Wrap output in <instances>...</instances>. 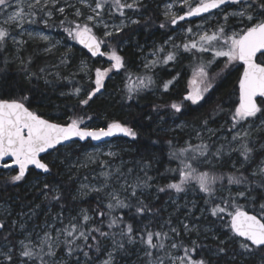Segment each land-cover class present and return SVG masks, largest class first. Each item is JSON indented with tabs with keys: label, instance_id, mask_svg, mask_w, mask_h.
<instances>
[{
	"label": "snow or ice",
	"instance_id": "obj_1",
	"mask_svg": "<svg viewBox=\"0 0 264 264\" xmlns=\"http://www.w3.org/2000/svg\"><path fill=\"white\" fill-rule=\"evenodd\" d=\"M146 7L144 0H0V53L12 50L28 79H40L36 72L29 71L33 58H24L21 53L32 41L43 42L44 51L51 52L57 43L44 30L58 26L67 39L82 46L92 57L106 55L111 62L108 68L95 69L94 88L83 90V96L82 88L74 87L79 104L88 106L105 87L110 72L126 70L125 59L112 46V38L131 25H141L142 10ZM163 16L159 28L171 26L183 35L180 43L169 37L165 41L167 48L154 47L144 58V69L153 72L160 66L175 65L182 53L189 54L194 61L187 94L181 103L166 106L173 115H183L190 105L204 101L223 71L236 64L243 68L238 81L239 102L228 110L230 123L226 129L210 127V118H205L196 130L199 143L185 141L184 146H177L168 140L169 159L176 161L177 166L166 171L174 182L155 185L156 198L159 193L174 192L180 196L198 191L203 194L204 205L199 209L200 216L195 215V202L181 206L169 195L177 205L175 213L186 209L184 219L178 218L174 223L173 214H169L158 228L153 226L151 218L144 223L145 217L159 214V210L154 212V206L146 202L154 187V177L148 174L150 165H142L136 172L133 167L125 169L121 164L113 168L108 162L100 161L102 170L94 177L100 181L99 186L81 184L78 190V195H97L96 209L81 208L76 214L66 216L60 187L46 179L41 184L38 179L35 186L49 202L51 220L46 218L42 225L29 229L27 222L21 221L25 215L31 220L36 215L35 208L31 213H18L21 220L11 222L6 218L11 213L5 211V218L0 219V264H246L255 253L264 254V216L249 214L240 204L244 200L258 205L264 213L261 202L264 201V142L258 144L252 138L253 131L264 132V99L258 100L264 98V59H261L264 58V0H170L165 4ZM192 18H201L195 27ZM234 22L239 28L233 27ZM33 26L39 30H31ZM104 47L108 50L102 51ZM207 53L210 57L204 55ZM221 59L224 69L214 76L210 70ZM44 71L39 69L40 73ZM154 77L155 73L137 76L133 81L129 75L127 99L132 100L154 87L167 93L179 74L159 83ZM45 83H49L46 78ZM28 99L27 96L0 97V168L15 172L5 175V184L19 185L30 168L50 175L54 164L41 154H51L50 150L59 152L61 146L72 147L77 141H102L118 134L133 141L138 137L133 127L119 121L108 123L106 128L90 127L84 115L69 117L67 124L51 122L30 110L26 106ZM222 110L213 109V115ZM178 127L183 130L185 125ZM106 155L115 158L118 153L109 151ZM96 162L94 154H87L86 161L79 166ZM222 163L230 165L228 171H216ZM78 195L72 199L76 200ZM55 204L60 209L52 214ZM118 210L126 211L119 215ZM202 217L214 218L209 221L213 226L219 221L221 230L205 227ZM131 255L137 256L136 262L129 258Z\"/></svg>",
	"mask_w": 264,
	"mask_h": 264
},
{
	"label": "trees",
	"instance_id": "obj_2",
	"mask_svg": "<svg viewBox=\"0 0 264 264\" xmlns=\"http://www.w3.org/2000/svg\"><path fill=\"white\" fill-rule=\"evenodd\" d=\"M145 4L147 7L142 10L141 25H131L124 33L112 38L115 48L125 59L126 70L113 71L112 76L106 81L104 91L94 97L88 106L79 104V97L74 94V87L82 88L81 96H83V90H91L94 87L92 82L94 70L99 68L96 67L98 66L96 64H99L101 58L90 56L82 47L67 37V43L73 44L72 49L68 52L60 50L45 54L42 52L43 46L41 44L30 42L26 46V50L21 53L24 58L28 56L33 58L29 71L36 72L41 77L40 79L33 77L29 80L28 73L22 69L20 61L15 59L11 50L7 53H0V97L19 98L27 96L29 99L26 106H29L30 110L55 123L67 124L70 122L69 117L84 115L87 125L92 128H106L107 124L112 121H119L126 126L133 127L138 132L136 140L123 137L107 143H117L121 146L120 150L129 149L128 152L121 154L120 160L130 161L127 166L133 167L136 172H139L142 165H150L148 174L154 177L152 181L154 187L151 189V194L147 196L146 202L154 206V212L159 210V214L153 217H145L143 222L148 223L149 218H151L153 226L158 228L168 218L169 214H173L174 223L178 222V218H184L186 209L181 208L180 212L175 213L173 210L176 206L173 209L169 208L171 201L169 195L173 198H180L178 202L181 206L185 203L191 206L192 202H195V215L201 207H204L201 199L203 194L198 193V191L193 194L190 191L191 193L187 198L186 194L177 196L174 192L170 194L159 193V198H156L155 185L163 186L168 182H174L170 179L171 174L166 171L168 168L177 166L176 161L169 159L168 140H173L177 146H184L185 141L190 139H193L190 141L193 145L199 143L200 141L196 138V130L200 129L205 118H210L209 126L212 128H218L221 122H225V128H227L230 123L228 110L234 108L239 102L238 81L243 68L236 64L225 70L219 75L214 88L207 94L204 101H201L199 105H190L183 115H173L172 110L166 106L171 103H181L183 96L187 94L189 80L193 72L191 65L194 61L189 54L182 53L179 63L175 65L160 66L155 68L153 72H147L144 68L138 70L140 55H147L153 51L154 47L164 45L165 40L171 37L175 31L171 26L167 29L159 28V24L164 21V17L160 14V8L148 1H145ZM149 17L151 20L148 19ZM138 18L141 17L138 16ZM145 21H147L146 25ZM58 30L62 32L60 28ZM207 55L211 54L207 53ZM6 59L7 63H5ZM62 59L64 60L63 63L61 62ZM81 63L87 65L88 69L85 73H77L76 67ZM217 63L212 66L210 71L220 70L223 67L222 59ZM40 68L45 70L44 73L39 72ZM153 73H155L154 78L157 79L158 83L161 80L172 79L177 74H179V79L167 93L162 92L159 87H154L152 90L140 93L132 100L127 99L128 76L131 75L134 81L137 76L153 75ZM45 78L49 83H45ZM217 108L223 110L213 115V109ZM88 116H91L92 119L88 120ZM178 125H185V127L182 130ZM206 134L203 133L204 136ZM260 137H264V134ZM260 137L256 140L257 143L264 141ZM75 145L78 148L70 154H61L62 151L66 150L63 149V146L59 152L54 150L51 154L44 156L48 163L54 164L50 175L39 173L38 177V172L31 169L25 181L20 182L19 185H10L4 183L6 172L10 171L12 174L15 172L13 170H0V217L5 218L3 215L5 213L4 208L9 207L11 215L6 217L7 220L9 222L12 220L20 221L21 217L17 215L18 213H31L35 208L36 215L31 219V223L26 221L28 220L27 215L23 217L21 222H27L31 228L33 225H42L46 218L49 220L51 218L49 202L45 201L39 194L38 187H33L34 190L29 188L32 182L37 184V180L40 178L60 187L64 196L66 216L76 214L81 208L96 209L98 206L96 194L82 199L83 201L72 199L73 196L78 195L79 182L70 179L63 170L65 166L67 167L68 161L78 157L82 151L97 145L90 141L85 144L77 142L72 144V146ZM67 149L71 148L67 147ZM58 155H62V163H60ZM229 168L228 164L222 163L217 165L216 171L226 172ZM140 175L143 173L141 172ZM44 180L39 181L42 184ZM240 204L248 212L264 216V213L259 211L258 205L244 200H241ZM36 205L39 207L37 208ZM59 209V204L53 205L52 214H55ZM125 211L118 210L116 214L123 215ZM212 219L214 218L209 217L202 223L207 227H213L215 231H220V222L217 221L213 226L209 223ZM262 261H264V254L257 252L247 260L246 264H261Z\"/></svg>",
	"mask_w": 264,
	"mask_h": 264
},
{
	"label": "rangeland",
	"instance_id": "obj_3",
	"mask_svg": "<svg viewBox=\"0 0 264 264\" xmlns=\"http://www.w3.org/2000/svg\"><path fill=\"white\" fill-rule=\"evenodd\" d=\"M145 1H148L150 4H156L157 5V7L158 8H160V14L163 16V12H164V7H165V4L166 3H168V2H170V0H144V2ZM160 1V2H159ZM158 2V3H157ZM9 11H11V9H9ZM131 14V13H130ZM164 17V16H163ZM134 18H138V16H134ZM118 22V21H117ZM200 21H198V22H196V23H194V24H192V26L193 27H195V24H198ZM58 26H56V27H52V28H49V29H45L44 30V34H46V35H50L51 36V38H52V41L53 42H56L57 43V46L55 47V48H53V50L51 51V52H45L44 51V48H45V44L43 43V42H40V41H32V43H37V44H41L42 46H43V48H42V52L43 53H45V54H49V53H55V52H57V51H60V50H62L63 52H68L70 49H72V47H73V44L71 43V44H68L67 43V41H66V36H65V34H62V33H64L63 31L62 32H60L59 30H58V28H57ZM233 27H236V28H239V25L237 24V23H233ZM31 30H33V31H37V30H39V28H36L35 26H33V28L31 29ZM98 34H99V32H98ZM182 32H179V31H177V30H175L174 31V33H173V35L171 36V38L172 39H174L177 43H180V39H181V37H182ZM24 39H28V37L27 36H25L24 37ZM167 40H169V38L167 39ZM167 40H165V41H167ZM164 45H165V43H164ZM113 47H115V44L113 43V45H112ZM165 47L167 48L168 47V45H165ZM148 48H150V47H148ZM102 50L103 51H107L108 49H107V47H104V48H102ZM12 51V50H11ZM13 52V51H12ZM13 54H14V52H13ZM149 54H142V56L140 55V58H139V65H138V70H141V69H143L144 67H143V65H144V62H145V60H144V58L146 57V56H148ZM205 56H208V57H210V55H207V54H204ZM15 56V55H14ZM15 59H16V57H15ZM18 60V59H17ZM110 64H111V62L110 61H108V59H107V56L105 55V56H102L101 57V59H100V61H99V64H96V65H98V66H96V67H99L101 70H103V69H105V68H108L109 66H110ZM218 64V63H217ZM223 64V67L220 69V70H216V71H211L212 72V75H214V76H216V74L217 73H221V70L222 69H224V63H222ZM87 65L85 64V63H81L80 65H78L77 67H76V70H77V73H85L86 71H87ZM96 69V68H95ZM113 71H115V70H113ZM113 71L112 72H110L109 73V77L108 78H106L105 79V84H106V81L112 76L111 74L113 73ZM224 72V71H223ZM222 72V73H223ZM221 75V74H220ZM219 76H217V78H218ZM94 78H95V70H94V77H93V81H94ZM193 78V72H192V75H191V77H190V80ZM217 78H216V80H217ZM189 80V81H190ZM216 80H215V82H216ZM92 81V82H93ZM215 84V83H214ZM93 85H94V83H93ZM94 88V87H93ZM105 88V87H104ZM104 88L101 90V92L100 93H98L97 95H99V94H101L103 91H104ZM188 90H189V85H188ZM206 96H207V94H206ZM205 96V97H206ZM225 122H221V124H220V126L218 127V128H216V129H219V128H221V127H223V128H225ZM226 129V128H225ZM207 132H205V134H206ZM262 134H264V132H255V131H253V134H252V138L254 139V140H257V139H259V137H260V135H262ZM207 135L208 134H206V136H205V139H207ZM129 139H131L130 137H128ZM213 139L214 140H216L217 139V137H213ZM193 139H190L189 141H192ZM218 142H221V141H218ZM262 142H264V141H262ZM261 143V142H260ZM259 144V143H258ZM68 148H71V149H67V147H64L63 149H66L65 151H62V155L63 154H67V153H72V152H74L77 148H78V146H72V147H68ZM120 148H121V146L120 145H118L117 143H107V144H105V145H97L96 147H92V148H89V149H87V150H84V151H82V153L78 156V157H76V158H73V159H71V158H69V159H71V161H68L69 163H67V167L65 166V168H64V170H63V172H65V174H66V176H69L70 177V179H75L76 180V182H79V188H80V185L81 184H87V185H89V186H92V185H97V186H99V180H97V179H94V177H97L98 176V174L101 172V167H100V161H106V162H108L113 168H115L116 166H119V165H121V164H123V167L125 168V169H127L129 166H127V164L128 163H130V161L128 162V161H123V160H120V156H121V154L124 152H128L129 151V149H122V150H120ZM109 151H111V152H115V153H118V156L117 157H115V158H110L109 156H107L106 155V153H108ZM87 154H94L96 157H97V162L96 163H90V164H88V166L87 167H80L79 165L81 164V163H83V162H85L86 161V155ZM62 155H58L59 156V161H60V163H62L63 162V160H61L62 158ZM227 159V158H226ZM72 165H76V167H72ZM230 166V165H229ZM10 171H8V172H6V173H9ZM78 175V176H77ZM86 177H87V179H86ZM40 181H43L44 179H42V178H40L39 179ZM32 185V186H31ZM31 185L29 186V188L31 187V188H36V182H32L31 183ZM30 188V189H31ZM34 188L33 189H31V190H34ZM78 188V189H79ZM84 192H87V189H84L83 190ZM196 191H192V194L193 193H195ZM190 193L191 192H189V193H187L185 196H186V198H187V196H189L190 195ZM92 194H95V193H88L87 195H78V198H77V200L78 201H80V200H82V199H84V198H88L89 196H91ZM149 196V195H148ZM179 199L180 198H175V200H176V202H177V204H179ZM83 201V200H82ZM180 205V204H179ZM174 206H177L176 204H173L172 203V200L170 201V204H169V208H172L173 209V207ZM201 208H203V207H201ZM200 208V209H201ZM4 210L5 211H8V212H10V208L9 207H5L4 208ZM173 212H174V210H173ZM196 216H200V211L199 212H197V215ZM0 219H2V217H0ZM184 219V218H183ZM49 220H51V218L49 219ZM201 220L202 221H204V218L202 217L201 218ZM29 224L31 223V220H26ZM36 225H33V226H31V228L32 227H35ZM205 226V225H204ZM29 227V226H28ZM205 227H207V226H205ZM30 227H29V229H31ZM132 261H134V262H136L137 261V256L136 255H131L130 257H129ZM129 258H126V259H129Z\"/></svg>",
	"mask_w": 264,
	"mask_h": 264
},
{
	"label": "water",
	"instance_id": "obj_4",
	"mask_svg": "<svg viewBox=\"0 0 264 264\" xmlns=\"http://www.w3.org/2000/svg\"><path fill=\"white\" fill-rule=\"evenodd\" d=\"M193 19V21H195V20H199V19H201V18H192ZM181 23H185V22H181ZM82 47V46H81ZM83 48V47H82ZM84 49V48H83ZM86 52H87V50L86 49H84ZM102 50V49H101ZM103 51V50H102ZM88 53V52H87ZM89 55H91L90 53H88ZM99 57H102V56H97V57H94V58H99ZM260 99H264V98H258V100H260ZM43 118V117H42ZM51 122H53V121H51ZM55 123V122H54ZM123 137H125V136H123V135H120V134H118V135H116V136H113V137H110V138H105L104 140H102V141H91V140H87V141H77V143H80V144H85V143H87V142H92V143H95L96 145H101V144H104V143H107V142H110L111 140H113V139H117V138H123ZM69 143H72V142H69ZM61 147H63V146H61ZM52 151H54V150H50V152H52ZM48 153H44V154H41L42 155V157H44L45 155H47ZM8 161H9V163H11V160H10V158H8ZM0 170H13V169H9V168H0ZM30 170H31V168H30ZM29 170V171H30ZM36 172H38L39 173V170H35ZM41 174H44V173H41ZM249 214H253V213H250L249 212Z\"/></svg>",
	"mask_w": 264,
	"mask_h": 264
},
{
	"label": "bare ground",
	"instance_id": "obj_5",
	"mask_svg": "<svg viewBox=\"0 0 264 264\" xmlns=\"http://www.w3.org/2000/svg\"><path fill=\"white\" fill-rule=\"evenodd\" d=\"M200 20V19H199ZM195 21H198V20H195ZM95 144V143H94Z\"/></svg>",
	"mask_w": 264,
	"mask_h": 264
}]
</instances>
